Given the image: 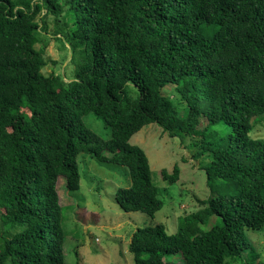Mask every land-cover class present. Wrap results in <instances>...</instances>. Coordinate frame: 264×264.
<instances>
[{"label": "trees", "instance_id": "trees-1", "mask_svg": "<svg viewBox=\"0 0 264 264\" xmlns=\"http://www.w3.org/2000/svg\"><path fill=\"white\" fill-rule=\"evenodd\" d=\"M48 18L70 50L71 78L43 73ZM89 116L109 138L88 128ZM258 117L264 0H0V264H65L57 183L79 190V155L125 167L131 185L117 203L155 219L164 203L146 152L131 143L152 124L198 137L210 196L174 234L163 223L137 228L134 263L257 264L248 231L264 228ZM164 174L174 183L179 169Z\"/></svg>", "mask_w": 264, "mask_h": 264}, {"label": "rangeland", "instance_id": "rangeland-1", "mask_svg": "<svg viewBox=\"0 0 264 264\" xmlns=\"http://www.w3.org/2000/svg\"><path fill=\"white\" fill-rule=\"evenodd\" d=\"M48 22V34L42 36L48 45L45 54L48 65L43 73L65 72L71 78L75 65L70 63V50L55 39L53 21L48 18ZM165 94L173 99L180 98L172 86L166 88ZM253 122L251 137L264 140V117L255 118ZM87 125L105 139L109 138L110 132L101 120L89 116ZM201 125L205 127L207 121L203 119ZM198 140V137L172 138L155 124L132 137L131 143L141 147L148 156L154 182L164 203L153 220L142 213L125 212L117 203V190L131 185L125 167L79 155V190L69 191L65 177H60L57 183L66 236L65 264H135L129 245L137 228L163 223L168 233L174 234L180 218L201 210L204 207L202 201L210 196V189L204 170L208 161L205 156L197 157L201 151L195 147ZM176 169H179V178L169 183L164 179V172L171 176ZM248 236L261 255L257 264H264V228L249 230Z\"/></svg>", "mask_w": 264, "mask_h": 264}]
</instances>
